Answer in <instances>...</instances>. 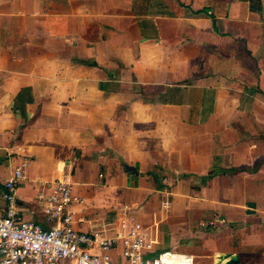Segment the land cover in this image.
<instances>
[{
  "label": "crops",
  "instance_id": "0c3cea01",
  "mask_svg": "<svg viewBox=\"0 0 264 264\" xmlns=\"http://www.w3.org/2000/svg\"><path fill=\"white\" fill-rule=\"evenodd\" d=\"M25 155L27 220L67 179L82 229L134 216L157 252L264 264V0H0L1 204Z\"/></svg>",
  "mask_w": 264,
  "mask_h": 264
},
{
  "label": "built area",
  "instance_id": "2783aa9c",
  "mask_svg": "<svg viewBox=\"0 0 264 264\" xmlns=\"http://www.w3.org/2000/svg\"><path fill=\"white\" fill-rule=\"evenodd\" d=\"M30 160L23 156L2 183L0 264H194L190 256L157 252L158 239L134 216L109 223L107 230L82 229L84 200L67 179L43 182L38 194L49 225L27 220L20 211L18 187Z\"/></svg>",
  "mask_w": 264,
  "mask_h": 264
},
{
  "label": "rangeland",
  "instance_id": "374dc122",
  "mask_svg": "<svg viewBox=\"0 0 264 264\" xmlns=\"http://www.w3.org/2000/svg\"><path fill=\"white\" fill-rule=\"evenodd\" d=\"M162 183L163 184H166L167 185V187H170V184H169V177H167L166 176V178L164 177V178H162ZM164 190H165V188H164ZM173 206H171V208L169 209H165L163 206L161 207V213L163 214V215H168L169 213H171L172 212V215H173V218L176 220V222H178V224L180 223H182V219L179 217V215L180 214H178L179 213V211H178V209L177 208H175L177 211V213H175V209H174V212H173ZM168 211V212H167ZM188 211V209L185 211V212H187ZM191 220H193V218L191 219ZM209 224H211V221L209 222ZM159 248H160V250L161 251H164V250H166V249H171L170 247H169V245H167V244H161L160 246H159ZM195 263L196 264H201L200 263V261H201V259L199 260V262H198V259L196 258L195 260ZM64 261H62V263H63ZM61 263V264H62Z\"/></svg>",
  "mask_w": 264,
  "mask_h": 264
},
{
  "label": "water",
  "instance_id": "95a60500",
  "mask_svg": "<svg viewBox=\"0 0 264 264\" xmlns=\"http://www.w3.org/2000/svg\"><path fill=\"white\" fill-rule=\"evenodd\" d=\"M249 207H255V203L254 202H249L248 204ZM229 260L227 261V264H240V259L237 255H234L232 253H227L225 254L224 258H228Z\"/></svg>",
  "mask_w": 264,
  "mask_h": 264
},
{
  "label": "bare ground",
  "instance_id": "6f19581e",
  "mask_svg": "<svg viewBox=\"0 0 264 264\" xmlns=\"http://www.w3.org/2000/svg\"><path fill=\"white\" fill-rule=\"evenodd\" d=\"M220 258V257H219ZM223 258V257H222Z\"/></svg>",
  "mask_w": 264,
  "mask_h": 264
}]
</instances>
